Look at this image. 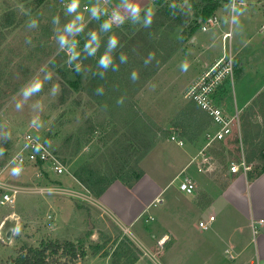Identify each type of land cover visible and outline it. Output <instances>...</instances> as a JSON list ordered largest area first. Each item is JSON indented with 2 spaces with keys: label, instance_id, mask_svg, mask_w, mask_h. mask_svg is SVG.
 <instances>
[{
  "label": "rangeland",
  "instance_id": "obj_1",
  "mask_svg": "<svg viewBox=\"0 0 264 264\" xmlns=\"http://www.w3.org/2000/svg\"><path fill=\"white\" fill-rule=\"evenodd\" d=\"M244 1L219 0L202 18L205 0H106L105 4L80 0L74 13L67 11L69 0H0V181L43 189L18 192L11 204H0V224L5 213L19 221L5 218L0 225V264H9L24 247L38 246L42 240H69L84 250L73 261L52 255L65 259V264L200 263L193 254L200 244L197 238L211 231L197 226L202 215L187 212L177 224L157 202L126 228L95 206V195L75 173L109 180L132 177L140 169L162 184L171 181L177 201L194 194L202 202L208 199L203 189L224 186L227 161L238 160L240 151L247 174L264 166L263 102L253 97L243 107L240 103L241 96L261 90L257 88L264 66H245L249 74L241 77L245 52L237 49L257 57L264 53V28L259 30L264 24V0ZM132 4L141 9L138 17L131 15ZM112 7L120 13L118 18L112 17ZM210 15L216 20L202 29ZM149 16L150 23L145 24ZM219 26L233 35L222 38ZM227 53L233 74L217 95L226 101L225 107L231 109L235 103L239 110L241 149L235 139L214 141L205 149L214 158L198 169L192 157L203 145L202 131L208 123L186 92L204 69ZM105 55L111 58L107 67L100 63ZM182 63L189 65L186 72L181 71ZM34 80H40L42 88L25 97L23 89ZM24 131L42 138L65 170L54 173L43 165L39 172L26 163L14 172L16 166L9 159ZM170 134L182 137L183 145L171 140ZM184 172L192 175L196 194L177 188ZM50 186L65 191L44 190ZM76 186L86 196L70 194L69 188ZM67 199L80 210L74 206L62 210L59 217L64 220L53 223L57 213L51 206L57 209L59 201ZM212 211L215 214L216 208ZM8 225L13 230L6 238Z\"/></svg>",
  "mask_w": 264,
  "mask_h": 264
},
{
  "label": "crops",
  "instance_id": "obj_2",
  "mask_svg": "<svg viewBox=\"0 0 264 264\" xmlns=\"http://www.w3.org/2000/svg\"><path fill=\"white\" fill-rule=\"evenodd\" d=\"M243 2L245 1L242 0ZM245 8L247 7L245 6ZM221 27L219 26L220 35L226 31L231 32L230 29H221ZM262 28H264L263 23L260 24L259 30ZM262 41L264 42V38ZM237 49L243 51L242 53L245 52V57H242L243 60H240L241 77L243 75L248 76L249 73H247V69L245 70V68L249 65H253L257 69L259 68L257 67L258 63H261L262 67L264 66V53H259L257 57L253 52H249V55L245 49L240 47ZM256 74V72L252 73V75ZM263 86L264 78L259 83L258 87L260 88H257L261 89L260 91L254 90L246 97L241 96L240 103L242 107L249 104L253 97L261 100L263 102L261 106L263 107ZM224 102L227 104L226 101ZM260 152L264 157V142L261 145ZM225 173L227 174V181L224 186L219 189L209 187L203 189L202 194L204 195L205 193L208 199H203L202 202L199 199L196 200L194 194L190 195L193 197L192 199L189 196L183 201H177L173 196L175 188L172 187L171 181H166L162 184L157 178L149 176L145 172L129 187L118 178L113 179L98 196H93V199L98 209L114 218L123 227L132 225L143 210L149 207L150 204L157 206V202L164 204L165 213L167 216L171 213L170 217L177 224L187 212L202 215V218H199V216L198 218L204 219L207 215L213 214L212 209L216 208L213 219L208 222V227L211 228V231H209V234L207 233L197 238L200 244L199 247L197 244L196 251H193L195 260H198L199 264H203V262L204 264H264V170L260 169L253 174H249L250 177L246 171L231 173L226 170ZM78 188L76 186V188H69V190L86 196ZM156 199L158 201L155 202ZM217 200L218 205L216 203ZM59 202L57 209L51 206L58 215H55L56 219L53 223H59L60 220H64L59 217V212L62 214V210L67 211L69 207L73 208V206L80 210L79 206L72 199ZM59 205H61V210L59 209ZM3 218L4 220L5 218L6 220H15L16 223L19 222L18 219L13 218L9 213H5ZM258 219H262V221L256 223V231L252 232L250 221ZM165 232L161 233L159 244L164 242V238L168 234L167 230ZM144 247L148 251H151L150 247L148 248L145 245ZM168 248L169 246L166 251ZM164 254L162 255V260L163 256H165Z\"/></svg>",
  "mask_w": 264,
  "mask_h": 264
},
{
  "label": "built area",
  "instance_id": "obj_3",
  "mask_svg": "<svg viewBox=\"0 0 264 264\" xmlns=\"http://www.w3.org/2000/svg\"><path fill=\"white\" fill-rule=\"evenodd\" d=\"M234 0H231L233 2ZM106 0H104L105 4ZM233 4L231 5V8ZM113 18H118L120 13L116 8H111ZM109 18H111L109 16ZM216 20L215 15H210L206 18L205 24L202 25V29L206 27V23H214ZM228 37V32L222 33V38ZM228 54V53H227ZM233 74L232 57L230 54L222 55L217 58L211 65L202 71L199 79H197L188 88L186 95L194 100L200 110L207 117V128L202 131L203 145L199 147L196 154L192 159L196 160L197 168L201 169L200 165L205 162H210L214 157L211 154L206 153V148L210 143L217 141L224 143L228 139H235L237 146L241 149L240 142V119L239 110L236 108L235 103L231 109L225 107L223 100L217 95V91L221 89L222 82L230 80ZM170 139L177 145H183L184 139L180 136L170 134ZM212 147V146H211ZM11 165L18 166L29 163L36 167L40 172V168L43 165L53 171L54 173H61L65 170V166L59 162L49 149L48 145L42 138H38L30 131H24L19 140L15 151L12 153L9 159ZM248 169V165L245 163L242 151H240V157L238 160H228L226 170L228 172H245ZM36 176L39 175L35 172ZM194 179L191 174L184 172L181 176H178L177 188L185 193H191L194 190ZM0 204H11L14 200L15 194L27 190L42 191V187H24L17 184H6L0 181ZM26 189V190H25ZM52 189L53 191H65L63 188L57 186L44 187V190ZM70 194L79 195L76 192L69 191ZM158 201L157 199L155 202ZM213 219V214H209L204 219L197 220V226L201 229L208 227V222ZM262 221V219L250 221V227L252 232L256 231V223ZM3 226V221L0 224Z\"/></svg>",
  "mask_w": 264,
  "mask_h": 264
},
{
  "label": "trees",
  "instance_id": "obj_4",
  "mask_svg": "<svg viewBox=\"0 0 264 264\" xmlns=\"http://www.w3.org/2000/svg\"><path fill=\"white\" fill-rule=\"evenodd\" d=\"M205 6L202 10V18L211 14L213 10L219 5V0H205ZM71 86H75V81L67 79ZM84 142H87L85 139ZM143 154V153H142ZM142 154H139L138 157ZM137 157V158H138ZM264 170V166L261 167ZM143 171L140 169L134 172L132 177H117L126 186H131L141 175ZM249 176V174H247ZM75 176L79 182L86 186L90 192L98 196L106 186L115 178L105 180L102 176L90 175L83 177L78 173ZM250 177V176H249ZM24 252L18 253L14 256L9 264H65L66 260H60L52 256L59 253L60 256H68V259L74 260L76 257H80L84 254V250L69 240H42L38 246H26Z\"/></svg>",
  "mask_w": 264,
  "mask_h": 264
},
{
  "label": "clouds",
  "instance_id": "obj_5",
  "mask_svg": "<svg viewBox=\"0 0 264 264\" xmlns=\"http://www.w3.org/2000/svg\"><path fill=\"white\" fill-rule=\"evenodd\" d=\"M80 6V0H69V3L67 4V11L69 13H74L77 11V9L79 8ZM130 12H131V15L134 16V17H138L139 15V12L141 11L140 7L138 5H135V4H132L130 6ZM231 11L233 13H235V9H231ZM150 20H151V17L149 16L146 20H145V24H148L150 23ZM233 20L238 22V18L233 15ZM35 23V21H32L29 26H33ZM67 27H71V24H69ZM228 35H233L231 32L228 33ZM116 43V40L115 39H112L110 41V44L111 45H114ZM121 59H124L123 57H121ZM110 60L111 58L107 55H105L104 57L101 58V61L100 63L104 66V67H107V65L110 63ZM181 71L183 72H186L189 65L185 64V63H182L181 64ZM132 80H135L137 78V74L135 72L132 73V76H131ZM42 88V82L40 80H34L32 81L29 85H27L24 89H23V94L25 97L31 95L34 91H38ZM3 149H0V152H2ZM23 165L20 164L18 166H16V168L14 169V172H19L21 169H22Z\"/></svg>",
  "mask_w": 264,
  "mask_h": 264
},
{
  "label": "water",
  "instance_id": "obj_6",
  "mask_svg": "<svg viewBox=\"0 0 264 264\" xmlns=\"http://www.w3.org/2000/svg\"><path fill=\"white\" fill-rule=\"evenodd\" d=\"M12 227H13L12 225H8V226L5 227V229H4V236L6 238H9L10 237L11 231H12Z\"/></svg>",
  "mask_w": 264,
  "mask_h": 264
}]
</instances>
